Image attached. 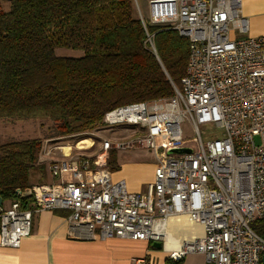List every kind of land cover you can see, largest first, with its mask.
Returning a JSON list of instances; mask_svg holds the SVG:
<instances>
[{"label": "built area", "instance_id": "built-area-1", "mask_svg": "<svg viewBox=\"0 0 264 264\" xmlns=\"http://www.w3.org/2000/svg\"><path fill=\"white\" fill-rule=\"evenodd\" d=\"M240 4L149 0V23L188 40L180 87L172 85L169 97L104 113L102 124L138 125L141 135L103 138L93 155L68 149L52 158L53 148L40 153L59 180L30 186L33 207L22 208L20 199L0 206V246L18 247L30 234L33 213L42 209L66 211L70 228L82 236L160 241L164 248L165 220L185 215L201 232L171 240L172 259L196 252L206 264H260L264 239L250 223L264 218V35L230 37L231 30L247 29ZM139 17L153 50L152 34ZM184 121L194 131L189 140L183 138ZM90 146L77 143L76 150ZM134 146L151 148L156 158L152 181L139 192L127 190L122 178L113 180L107 164L108 151ZM131 262L149 264L143 256Z\"/></svg>", "mask_w": 264, "mask_h": 264}, {"label": "trees", "instance_id": "trees-1", "mask_svg": "<svg viewBox=\"0 0 264 264\" xmlns=\"http://www.w3.org/2000/svg\"><path fill=\"white\" fill-rule=\"evenodd\" d=\"M8 3L3 10L0 0V118H49L61 133H82L101 126L117 105L169 97L172 85L180 87L188 40L143 17L152 50L132 0ZM55 48L82 55L58 56ZM39 146V140L0 145L2 201L20 199L27 208L31 197L23 193ZM107 164L118 169L115 151ZM250 226L264 239V218Z\"/></svg>", "mask_w": 264, "mask_h": 264}, {"label": "crops", "instance_id": "crops-1", "mask_svg": "<svg viewBox=\"0 0 264 264\" xmlns=\"http://www.w3.org/2000/svg\"><path fill=\"white\" fill-rule=\"evenodd\" d=\"M240 9L247 28L241 35H264V0H241ZM116 160L118 169L109 170L111 178L124 179L129 191H144L145 185L152 181L154 164H150L147 169L140 164L121 165L117 156ZM38 162V166H33L29 174V179L33 176L35 181L28 182H58L59 179L52 177L48 171L47 161L38 159ZM13 200L2 201L1 207L7 208ZM27 207H33L32 201L28 202ZM65 213L61 209L35 211L30 234L22 238L20 245L15 248L0 246V264H133L132 258L142 256L149 264H167L168 259L180 261V264H206L204 255L196 252L188 253L179 260L172 259L166 249L170 248V237L166 241L169 243L166 248L162 246L158 249L152 246L153 240L82 236L78 233L80 230L70 228ZM190 231L191 227L186 225L177 227L176 241H180Z\"/></svg>", "mask_w": 264, "mask_h": 264}, {"label": "rangeland", "instance_id": "rangeland-1", "mask_svg": "<svg viewBox=\"0 0 264 264\" xmlns=\"http://www.w3.org/2000/svg\"><path fill=\"white\" fill-rule=\"evenodd\" d=\"M8 1L9 0H1V6L3 10L8 9L9 7ZM148 2L149 0H132V4H133L135 12L137 10L138 14L140 13L144 18H147V15H148ZM229 34L231 38L242 37L241 34H238V33L235 34L233 30H231ZM54 52H55V55H58V56H67V57H73V58L80 57L82 55V52L80 50H72V49H67V48H55ZM123 104H126V103H123ZM181 128H182L183 138L187 140L191 139V137L194 134V131L191 128V126L188 124V122L186 121L182 122ZM142 132L143 130L138 125L119 123V124H112V125L101 124V126H96L92 130L87 131V132H82V133H61L57 129L55 122L49 118H24V119L0 118V145L11 143V142L25 141V140H39L40 141V146L36 154V161L33 165L36 167L38 166L36 163H39L38 157L40 153H43V151L46 148H49V149L53 148L51 151L52 158L60 157V154L62 153L61 151L64 150L66 152L68 149L72 153H82L84 155H91V154L93 155L94 153L97 152L99 143L101 142L103 138H109L111 140H115V139H118V138L120 139L124 137L127 139L129 136L133 137L134 133L141 135ZM77 143L78 145L83 144L86 146L87 145L88 146L91 145V146L85 147L80 150H76ZM156 143H159L158 138L156 139ZM65 146H67V149H65ZM111 150L115 151V154L118 160L120 161L121 165L126 164V163L136 164V165L140 164V166H142L143 168L148 169L150 164H155L156 162L154 151L148 147L134 146L130 148H120V149L114 148ZM108 156H109V151H108ZM29 180L35 181L33 176L32 178L30 176ZM172 217L169 218L170 241L173 239L177 240V237H175L176 229L177 227L182 226L178 222L179 221L178 217H174V218ZM196 235H199V234H196ZM167 244L169 243L165 242L164 244L165 248ZM175 244L176 243L174 244L171 243L170 247H175L174 246ZM1 247H4V246H1Z\"/></svg>", "mask_w": 264, "mask_h": 264}, {"label": "bare ground", "instance_id": "bare-ground-1", "mask_svg": "<svg viewBox=\"0 0 264 264\" xmlns=\"http://www.w3.org/2000/svg\"><path fill=\"white\" fill-rule=\"evenodd\" d=\"M65 149H67V146H65ZM172 216L178 217L179 224L186 225L188 227H191L190 233L188 235H186L185 237H183L182 239H185V238L187 239V238H189L192 235L200 234L201 227L198 226L195 223L194 224L191 223V221L185 215H171V216H169L165 220V223H164L165 224V227L167 228V232H168L165 242L168 241L169 240V237H170V223H169V218L172 217Z\"/></svg>", "mask_w": 264, "mask_h": 264}, {"label": "water", "instance_id": "water-1", "mask_svg": "<svg viewBox=\"0 0 264 264\" xmlns=\"http://www.w3.org/2000/svg\"><path fill=\"white\" fill-rule=\"evenodd\" d=\"M190 149L189 148H174V149H171V152H178V153H181V152H189ZM16 193L17 194H21V191L19 189H16ZM23 196H31V191L30 189L26 190L24 193H23ZM2 204V197L0 196V206ZM152 246L153 247H156V248H162V243L159 242V241H153L152 242ZM260 264H264V254L261 256V261H260Z\"/></svg>", "mask_w": 264, "mask_h": 264}]
</instances>
